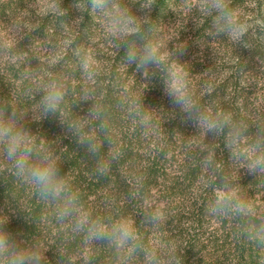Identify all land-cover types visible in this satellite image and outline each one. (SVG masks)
Instances as JSON below:
<instances>
[{"label": "trees", "instance_id": "obj_1", "mask_svg": "<svg viewBox=\"0 0 264 264\" xmlns=\"http://www.w3.org/2000/svg\"><path fill=\"white\" fill-rule=\"evenodd\" d=\"M76 2L62 0L61 7L67 14L61 19L69 25L61 30L58 18L53 14L56 0H0V40L7 41L14 51H23L26 57L30 56L29 60L13 61L8 55H0V100L11 99L38 120H32L29 115L25 127L51 141L61 158L60 173L72 177L74 186L94 214L111 210L116 214L132 215L147 243L175 245L182 253L183 264H264V252L234 237L233 223L206 214L211 193L201 186L199 158L183 150L187 136L196 135L197 129L191 121L183 119L178 109L172 115L173 105L164 93L160 75L151 79L143 95L146 107L159 110L157 120L161 128L156 133L144 136L117 108L118 83L138 93L146 82L141 80L139 73H134V66L128 68L122 64L124 49L119 51L108 42L100 18L80 12L74 6ZM231 4L250 26L249 36L245 37L252 45L250 47L236 46L226 38L209 36L210 17L200 9L199 0H156L150 17L163 29L166 38L172 39L168 44L170 50L176 43L185 44L184 53L178 54L177 59L181 64L186 63L185 69H190L194 75L192 79L197 91L205 83L212 85L210 92L200 96L201 102L229 110L237 118H247L257 107L264 109V63L260 64L264 60V0H231ZM130 6L133 14L145 15L139 3ZM81 16L82 22H72ZM15 25L24 30L18 45L11 38ZM47 38L87 45L102 69L104 102L109 106L113 136L123 152L122 159L113 164L109 176L94 174V158L60 123L58 114H49L39 120V113L35 111L39 97L28 91L34 80L23 77L22 73L29 66H38L39 61L31 55L42 50ZM61 51L57 50L56 54ZM64 55L72 61L71 47ZM47 59L49 57H44L45 61ZM65 67L64 63L49 67L35 79L47 78ZM83 83L77 73V78L72 81L73 91L63 105V111L69 117L86 115L90 107V103L77 104ZM217 154H222L225 162L228 161L229 153L223 142ZM138 176L143 177L142 194L153 205L164 207L168 214L166 223L159 228L141 224L143 200L128 199ZM262 180L264 178L249 175L244 169L240 171L239 183L257 206H264ZM0 211L9 217L6 229L14 238L31 240L37 235L46 242L50 247L45 254L49 264H57L58 248L72 252L76 264H82L79 240L68 237V229L54 221L51 208L41 202L31 188L3 170H0ZM93 264H113L112 251L106 246H98Z\"/></svg>", "mask_w": 264, "mask_h": 264}, {"label": "clouds", "instance_id": "obj_2", "mask_svg": "<svg viewBox=\"0 0 264 264\" xmlns=\"http://www.w3.org/2000/svg\"><path fill=\"white\" fill-rule=\"evenodd\" d=\"M61 3L62 0H56L53 14L58 18L59 28L64 30L69 23L61 19L67 14ZM136 3L145 15L133 14L130 5ZM155 4L156 0H77L74 6L82 13L100 18L108 42L119 51L124 49L122 64L128 68L134 66V73H139L141 80L146 82L138 93L118 83L117 108L144 136L156 133L161 128L157 120L159 110L146 107L143 95L151 79L159 74L164 93L173 105L172 115L178 109L183 119L191 121L197 129L196 135L187 136L183 150L199 158L201 186L211 193L206 214L233 223L235 238L264 252V206H257L239 183L241 169L256 178H264V109L257 107L247 118H237L229 110L202 103L200 96L210 92L212 85L205 83L197 91L192 79L194 75L190 69H185L186 63L181 64L177 59L178 54L184 53L185 44L176 43L170 50L168 44L172 39L166 38L163 29L150 17ZM199 7L210 17L209 36L226 38L236 46H252L245 40L250 26L232 6L231 0H199ZM82 20L81 16L72 22ZM23 31L20 25L11 30L16 45L23 39ZM91 40L90 37V43ZM69 47L72 61L64 55ZM60 49L63 51L56 54ZM0 55H8L13 61L29 60L30 57L23 51H14L4 40H0ZM31 56L39 64L35 68L29 66L22 76L34 80L28 91L39 97L35 107L39 120L49 114H58L60 123L94 158V174L109 176L113 164L122 159L123 152L113 136L109 106L104 102L102 69L88 46L73 40L47 38L42 50ZM46 56L49 59L45 61ZM59 63L66 65L62 71L35 79ZM77 73L84 81L77 104L90 103V107L86 115L69 117L63 111V105L73 91L72 81L77 78ZM29 115L38 121L29 110L11 99L0 100V170L31 188L33 194L51 208L54 221L68 229V237L79 240L82 264H93L98 246H106L112 251L113 264H137L138 261L141 264H183L182 253L175 245L147 243L132 215L116 214L111 210L94 214L74 186L72 177L60 173L61 158L51 141L25 127ZM221 142L229 153L227 162L222 154H217ZM142 181L143 177L135 178L128 199L143 200L141 224L159 228L166 223L168 214L164 207L153 205L142 194ZM261 186H264V180ZM0 213V264H49L45 254L50 247L46 242L37 235L31 240L14 238L6 229L9 217ZM57 251V264H76L72 252L59 248Z\"/></svg>", "mask_w": 264, "mask_h": 264}]
</instances>
